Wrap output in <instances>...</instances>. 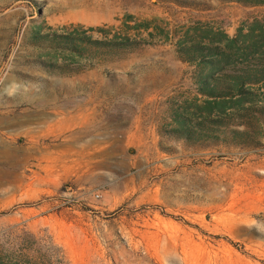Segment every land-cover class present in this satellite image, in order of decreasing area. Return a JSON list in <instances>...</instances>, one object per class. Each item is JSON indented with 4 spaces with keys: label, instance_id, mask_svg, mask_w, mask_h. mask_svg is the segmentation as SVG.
<instances>
[{
    "label": "rangeland",
    "instance_id": "374dc122",
    "mask_svg": "<svg viewBox=\"0 0 264 264\" xmlns=\"http://www.w3.org/2000/svg\"><path fill=\"white\" fill-rule=\"evenodd\" d=\"M199 3L0 0V264H264V5Z\"/></svg>",
    "mask_w": 264,
    "mask_h": 264
},
{
    "label": "trees",
    "instance_id": "16d2710c",
    "mask_svg": "<svg viewBox=\"0 0 264 264\" xmlns=\"http://www.w3.org/2000/svg\"><path fill=\"white\" fill-rule=\"evenodd\" d=\"M165 2H174L179 6H190V7H198L200 5L199 2H202L203 0H163ZM223 1H234V2H238L244 5H252V6H257V5H264V0H223ZM58 38V42L63 43V44H67V46L70 49H74L79 51V49H81V47L78 45V43L74 40H70L68 39V37H57ZM90 41L91 44H97L99 42H102L100 40H92V38L88 39ZM111 46L113 49L111 50H117L116 52H119L118 50H124V49H132L134 47H136L134 41L131 40H123V41H115V40H111L110 41ZM200 48H197L196 51L199 54H202V52L200 51ZM211 53L215 54L218 53L216 51V49H211ZM246 75L244 74H239L235 76V81L232 85H220V83H215L212 84L211 87L208 86L207 84H205L202 87V92L204 94H207L209 96L212 97H216L217 99H215L217 101V104H219V106H221L219 108L220 113H226L225 111L227 110L224 105L227 103V101L229 100L228 96H231L232 94L236 92H238L239 94H244L247 92V90L244 88L245 84L249 81L246 79ZM226 115V114H225ZM223 116V115H222ZM259 116L261 119V121L264 123V104L260 107L259 109ZM222 122V121H220ZM226 126L224 128H229V125L225 124ZM247 132L244 130H236V129H231V130H224L222 128H220L219 131V138H221V140H225L228 142V138L230 136L234 137V136H244ZM264 136V133H263Z\"/></svg>",
    "mask_w": 264,
    "mask_h": 264
}]
</instances>
